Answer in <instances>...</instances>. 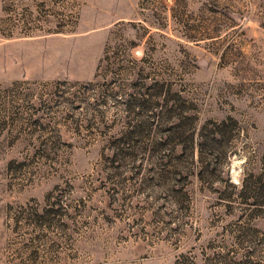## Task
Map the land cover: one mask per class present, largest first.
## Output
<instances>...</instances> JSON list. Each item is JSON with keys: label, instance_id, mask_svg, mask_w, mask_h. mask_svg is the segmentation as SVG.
Listing matches in <instances>:
<instances>
[{"label": "rangeland", "instance_id": "1", "mask_svg": "<svg viewBox=\"0 0 264 264\" xmlns=\"http://www.w3.org/2000/svg\"><path fill=\"white\" fill-rule=\"evenodd\" d=\"M0 264H264V0H0Z\"/></svg>", "mask_w": 264, "mask_h": 264}, {"label": "crops", "instance_id": "2", "mask_svg": "<svg viewBox=\"0 0 264 264\" xmlns=\"http://www.w3.org/2000/svg\"><path fill=\"white\" fill-rule=\"evenodd\" d=\"M27 73H28L27 71H24V72L21 73V75H22V76H23V75H27Z\"/></svg>", "mask_w": 264, "mask_h": 264}]
</instances>
